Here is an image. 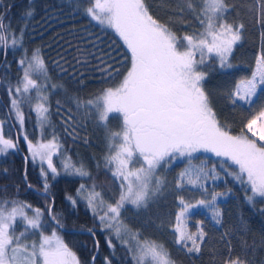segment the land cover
Masks as SVG:
<instances>
[{"label":"snow or ice","instance_id":"snow-or-ice-1","mask_svg":"<svg viewBox=\"0 0 264 264\" xmlns=\"http://www.w3.org/2000/svg\"><path fill=\"white\" fill-rule=\"evenodd\" d=\"M88 2L90 6L85 9L86 15L99 25L114 30L131 58L130 67L116 86L104 88L88 100L76 99L77 111L84 110L86 117L94 115L97 124L106 129L110 114L119 113L122 118L120 130L108 131V154L104 157L105 167L111 171L114 182H118L119 195L110 202L93 183L90 188L81 184L76 196L69 195L66 199L73 206L80 200L86 201L93 218L99 221L101 231L108 233V248L115 249L114 237L131 255L133 264H149V261L150 264H175L163 244L141 240L140 233L132 231L121 219L126 205L144 208L162 193L167 181L157 174L159 169H167L178 157L186 158L187 164L179 172L175 188L179 190L191 185L204 197L195 203L186 202L183 196L177 197L180 207L173 225L174 243L189 254L200 253L206 237L201 227L203 222H198L197 231L189 230L187 220L191 211L197 207L209 209L212 219L221 224L217 198L228 195V192L212 191L208 198L206 182L216 181L220 173L216 164L210 168L204 162L193 164V153L204 150L218 158H227L221 161V165L230 161L236 166L237 171L225 168V173L245 187V200L253 205L257 198L264 200V108L244 125L252 138L244 134L243 129L241 134L232 135L230 129L217 120L203 87L215 64L220 69L234 67L230 57L242 39L245 25L228 21L227 15L233 7L228 0H177L178 8L173 15L183 17L188 13L199 24L198 31L182 36L155 18L146 0ZM255 5L256 22L264 26V0H255ZM6 12L7 9L0 13V50L5 53L9 48L23 49L26 27L17 32L11 28L10 22L5 24ZM32 14L29 8L24 18H30ZM110 59V55L99 58L98 70L104 81L113 80L114 75L120 76V70L108 63ZM210 59L215 64L206 63ZM18 64L22 75L14 86H8L9 117L15 116L32 160L41 162L40 174L47 193L49 171L53 179L59 175L53 164V151L61 147L55 131L51 140L42 142L44 132L51 127L47 67L38 48L31 50L30 54L23 49ZM204 68L208 71L201 70ZM38 79L45 83H38ZM262 86L264 50L256 56L251 76L238 79L224 95L233 107L242 104L251 108L258 88ZM58 87L51 85L52 89ZM33 99L36 101L34 105ZM59 103L57 101V105ZM25 104L35 112L36 125L41 131V140L36 142L29 139L25 131V115L21 107ZM5 123V120H0V154L16 149L19 143L18 138L14 140L4 135ZM64 123V131L74 136L79 126L75 117L69 114ZM257 136L258 139L255 138ZM44 162H47V170L42 166ZM61 167L69 175L91 179L84 165L72 162L71 157H66ZM46 211L56 227H62L53 206L49 205ZM44 215L41 209H33L17 200L0 201V264H80L76 254L55 229L51 235L44 234ZM18 222L22 223L23 231L16 234ZM88 232L95 234L93 229H88ZM37 233L38 242H22L27 236ZM105 264H112L108 257H105ZM225 264H245V261L236 257L225 261Z\"/></svg>","mask_w":264,"mask_h":264},{"label":"trees","instance_id":"trees-1","mask_svg":"<svg viewBox=\"0 0 264 264\" xmlns=\"http://www.w3.org/2000/svg\"><path fill=\"white\" fill-rule=\"evenodd\" d=\"M146 3L151 14L178 36L199 30L198 22L188 13L183 17L173 15L178 8L177 0H146ZM228 3L233 6L227 15L228 21L245 25L242 39L230 57L234 67L220 69L210 59L206 63L215 64V67L209 71L203 87L217 120L228 127L232 135H239L242 129L245 134L244 125L264 108V88L257 93L251 108L242 104L233 107L224 94L234 87L238 79L251 76L256 56L264 50V26L256 22L255 0H228ZM89 5L87 0H0V13H5L7 9L4 23L10 22L11 28L17 32L26 25L23 49H27L29 54L33 49H40L50 82L60 86L49 95L51 127L42 137V141H49L55 131L60 138L61 147L53 156V164L59 169L65 158L71 157L72 162L77 165L82 163L91 174V179L69 174L53 179L49 171V189L44 192L41 162L32 160L15 116L9 117L8 86H14L22 75L18 61L23 49L9 48L7 53L0 50V120L6 121L3 127L5 136L19 139L16 149L0 156V201L17 200L31 205L33 209H41L45 213L43 231L48 235L52 232L50 230L55 229L76 254L80 264H105V257L112 264H133L131 255L114 237L115 249L108 248V233L101 231L99 221L93 218L86 201L80 200L73 206L66 199L69 195L75 197L81 184L90 188L93 183L110 202H114L119 195L118 182H114L111 171L105 167L104 157L108 154V131L120 130L122 118L119 113L110 115L106 129L97 124L94 115L86 117L84 110L78 112L76 99L88 100L104 88L116 86L130 67L131 58L126 45L114 30L99 25L86 15L85 9ZM29 8L33 14L25 19L24 13ZM103 55H110L108 63L120 70V76L114 75L113 80L104 81L98 70L99 58ZM201 70L208 71L207 68ZM22 111L29 139L33 142L41 140L35 112L27 105ZM69 114L79 125L74 136L64 131V121ZM213 158L200 155L193 159V164L204 162L210 168L217 163L219 180L206 185L208 198L212 191L228 192V195L217 198L221 224H217L210 210L203 207L193 209L188 217L191 232L197 231L198 222H203L201 227L206 237L200 253L189 254L174 243L173 225L180 207L177 197L183 196L189 203L204 198L201 191L191 185L179 190L175 188L184 162L161 170L160 175L167 181L162 193L150 200L147 207L136 209L126 205L121 219L132 231L140 233L141 240L163 244L175 264H225V261L236 257L244 260L245 264H264V202L257 198L254 205L249 204L244 198L245 187L225 173V168L234 171L236 166L229 161L222 166L221 161H226V158ZM42 166L47 170L45 163ZM49 205L53 206L62 227H56L51 221L46 211ZM88 229H93L95 234L79 232H88Z\"/></svg>","mask_w":264,"mask_h":264},{"label":"rangeland","instance_id":"rangeland-1","mask_svg":"<svg viewBox=\"0 0 264 264\" xmlns=\"http://www.w3.org/2000/svg\"><path fill=\"white\" fill-rule=\"evenodd\" d=\"M87 2H88V0H87ZM89 6H90V5H89ZM196 58L199 59V56L197 55ZM33 78L36 79L35 76H34ZM38 83L43 84V83H45V81H44L43 79H38ZM51 85H52V83L50 82V80H48V81H47V85H46L47 88H48V95H50L51 92H53V90H54V89L51 88ZM262 88H264V86H262ZM262 88H258L257 93H258ZM32 95H33V97H35V92H33ZM35 103H36V101H35V99H33L32 104L34 105ZM26 105H27V104L22 105V106H21L22 109H23ZM27 106H29V105H27ZM112 114H113V113H112ZM112 114H110V115H112ZM245 134L248 135L250 138H252V134L249 133V132H247L246 129H245ZM255 138L258 139V136L255 137ZM42 142L47 143L48 141H42ZM57 151H58V149H56V150L53 151V156H54V154L57 153ZM1 155H3V154H0V156H1ZM200 155H201V156L208 155V156H211V157L216 158V160L221 159V158L216 157L214 153H211V152H209V151H204V150H200V151H198V152H196V153H193V159L196 158L197 156H200ZM30 156H31V155H30ZM214 158H213V159H214ZM226 160H227V158H226ZM36 161L40 162L39 160H36ZM179 162H182V163L184 162V163H185V164H183V168H182V169H184L185 165L187 164V159L184 158V157H178V159H177L176 161L172 162V164H171L168 168H170L171 166H173L175 163H179ZM229 162H230V161H229ZM44 163H45V165L47 166V162H44ZM230 163H231V162H230ZM215 164H217V163H215ZM168 168H167V169H168ZM217 168H218V166H217ZM219 168L223 169V168H225V167H221V166H219ZM161 170L164 171V170H166V169H165V168H161V169H159V171H158V173H157L158 175L161 174ZM237 170H238V169H234V171H237ZM57 171H58L59 175H57L56 177L61 176V175H66V174H68V173H66V172L62 169V167H60L59 169H57ZM160 176H161V175H160ZM218 180H219V179H217L216 181H218ZM216 181H211V180H209V181L206 182V185L208 184V182H209V183H213V182H216ZM237 183H239V182L237 181ZM239 184H240V183H239ZM258 199H260V198H258ZM260 200H261V199H260ZM262 201L264 202V200H262ZM8 207L11 208L12 206H8ZM28 215H29V216L32 215L31 211L28 212ZM21 231H23V226H22V223L18 222V223H17V226H16V234H19ZM50 231H53V230H50ZM51 233H52V232H50V234H48V235H51ZM37 234H38V235H35V236H32V235L27 236V237H32V239H30V238H29V239L26 238V240H25V241H22V242L31 243L33 240L37 241V239H39V233H37ZM44 234L47 235L45 232H44ZM37 242H38V241H37ZM149 264H150V261H149Z\"/></svg>","mask_w":264,"mask_h":264},{"label":"water","instance_id":"water-1","mask_svg":"<svg viewBox=\"0 0 264 264\" xmlns=\"http://www.w3.org/2000/svg\"><path fill=\"white\" fill-rule=\"evenodd\" d=\"M79 232H80V233H86V234H89V232H87V231H80V230H79Z\"/></svg>","mask_w":264,"mask_h":264}]
</instances>
